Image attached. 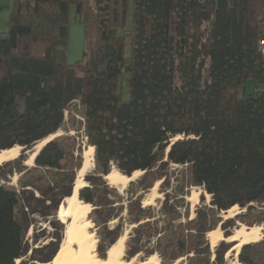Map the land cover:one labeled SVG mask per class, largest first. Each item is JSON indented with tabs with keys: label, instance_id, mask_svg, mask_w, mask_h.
<instances>
[{
	"label": "trees",
	"instance_id": "trees-1",
	"mask_svg": "<svg viewBox=\"0 0 264 264\" xmlns=\"http://www.w3.org/2000/svg\"><path fill=\"white\" fill-rule=\"evenodd\" d=\"M129 7L131 27L120 34ZM72 19L83 27V46L80 58L70 62ZM261 41L264 0H13L8 28L0 31V153L24 151L57 134L75 101L86 141L63 134L33 154L32 167L22 153L0 165L1 177L18 176L15 187L0 184V264H15L29 250L39 252L31 259L40 263L54 259L63 223L54 239L35 248L25 240L27 228L35 215L54 227L59 223L57 211L72 195L85 147L93 148L94 167L78 199L91 208L87 220L97 258L105 260L119 239L126 210L132 227L125 261L140 253L148 257L155 240L161 264L179 258L185 264H226L231 246L220 241L210 262L208 233L229 222L264 223ZM122 81L126 100L119 92ZM167 162L185 165L187 186L211 196L193 217L184 200L183 213L177 205L167 210L165 200L159 225L140 195L125 207L104 180L112 168L127 177L141 171L129 186L146 190L163 178L159 168ZM234 206L247 211L223 221L220 214ZM237 261L264 264V238L243 244Z\"/></svg>",
	"mask_w": 264,
	"mask_h": 264
},
{
	"label": "rangeland",
	"instance_id": "rangeland-1",
	"mask_svg": "<svg viewBox=\"0 0 264 264\" xmlns=\"http://www.w3.org/2000/svg\"><path fill=\"white\" fill-rule=\"evenodd\" d=\"M13 6V0H0V31H6L8 28V20H9V15L12 10ZM131 27V7H129V14L127 17V22L124 28H121L119 30L120 34H124L125 30L130 29ZM75 26L72 24L70 26L69 30V53H68V58L69 61L72 62L75 59H77L80 56V37L82 35V32L80 31V34L77 30H75ZM130 53V48H126V55H129ZM245 90L246 92H251L252 91V83L249 81L245 85ZM119 92L121 93V97L123 100H126L128 98V92L126 88V84L122 81L119 83ZM83 118H82V108L79 105L78 101H75L71 103L65 112V119L64 123L62 125V128L60 131L53 135L50 140L63 135V134H69L73 135L77 138V140L81 143H85V137L83 133V126H82ZM49 139L43 140L41 142H38L31 146L28 149H25L22 151L21 147H15L16 150L13 152L11 155H5L3 157H0V165H2L4 162L13 160L17 158L20 153L23 154L24 158L26 161L24 164L28 167L33 166V154L38 152V150L46 144ZM88 147L84 148L83 154L85 150H87ZM84 159V156H83ZM4 168L0 167V172H2ZM93 170V160L91 162V165L79 176L76 178L75 185L81 184L85 185L86 181L84 180V177L86 174H91ZM89 171V172H88ZM117 170L112 168L111 173H118L116 172ZM143 172H141L138 175H134L133 178L127 182L121 181L120 183L113 185L110 184L109 181L104 178L106 182L109 183L110 187H113L116 189L117 193L121 196V200L124 203V206H127L128 199H135L134 196L137 193V195H140L141 201L143 206H151L153 210V214L157 218V223L159 225H162L163 223V216L160 214V209L161 205L165 200L168 202L167 205V210H172L176 205L178 206L179 210L183 213L184 208L182 204V200H184L185 203L189 205V211H190V216L193 217L195 215V210L198 207H204V206H209L211 196L203 190L202 187L200 186H191L188 187L186 184L187 180V170L185 165H175L171 163H165L161 165L159 168V173L163 175V178L159 181H156L153 183L152 187L146 190H139L138 185L135 183L132 186H129L130 181H136L140 175ZM17 174L14 173L13 176H8V177H1L0 176V184H4L8 187H15L16 186V180H17ZM75 187V186H74ZM74 189V188H73ZM73 193V192H72ZM114 195V194H112ZM115 200V198H114ZM118 201L119 199L116 198ZM69 201V198H66L63 204L59 207L57 211V219L59 223L54 227L51 223H49L48 219H44L43 217H40L38 215H35L31 219V224L27 228L25 240L30 244V247L35 248V247H40L41 245L46 244L49 240L54 239L56 234L60 231V223H63L64 225V231H63V239L60 244L62 246L64 244V232L67 224L70 222L69 218H64V220H61L59 218V210L60 209H65L67 206V203ZM254 209H258L256 204H253ZM91 209V208H90ZM133 209H136V205L133 206ZM247 209H240L238 206H236L232 210H228L226 212H222L220 216L222 217V220L225 221L227 219L232 218L235 214L240 213V212H246ZM252 212L256 213L255 211L252 210ZM16 215L19 219L23 218V211L21 208H17L16 210ZM87 217V216H86ZM69 221V222H68ZM118 220L111 221L109 223L110 227H113ZM90 227L88 229V232L93 234L96 242L97 238L96 235L93 231V226L92 223L90 222ZM122 225L123 229L121 232V235L117 242L113 245V252L116 256L121 258L122 261L128 262L129 264H161V259H160V253H161V247L158 249L155 240H152L151 245L149 246L147 252H150L151 254L148 257H144V253H140L136 257L130 258L129 261H125L124 259L126 258L125 255V250H126V240L128 238V233L131 229V225L129 224V220L127 217V211L124 210L122 213ZM251 226L246 225L245 223H240V222H229L225 223L223 226L218 225L214 231H211L208 233L207 238L210 242V250H211V259L210 262L213 261L214 258V249L215 246L222 240H225V242H228L229 245L231 246V249L224 255V260L226 264H239L237 261V255L239 250L236 249V246L240 243L239 238H232L233 236L236 235V232L239 231L240 229H249ZM252 227H261V230L259 231V238L256 241L252 242H257L260 241L264 238V223L259 224V226H252ZM93 231V232H91ZM225 233L231 234V236L227 238H223V235ZM36 241V242H35ZM251 243V242H250ZM112 246V247H113ZM60 248V247H59ZM71 250H75L76 246H71ZM58 252V251H57ZM57 254V253H56ZM93 255L96 257V243L95 247L93 250ZM40 254L39 252L36 253H31L30 250L27 253V255L15 262V264H19L21 260L24 261V264H50V263H40L37 260H32L31 258H39ZM107 258V257H106ZM142 258H145V261H142ZM186 259L185 258H179L172 264H185ZM212 264V263H211Z\"/></svg>",
	"mask_w": 264,
	"mask_h": 264
},
{
	"label": "bare ground",
	"instance_id": "bare-ground-1",
	"mask_svg": "<svg viewBox=\"0 0 264 264\" xmlns=\"http://www.w3.org/2000/svg\"><path fill=\"white\" fill-rule=\"evenodd\" d=\"M46 140V139H45ZM50 140V139H49ZM16 150L15 147L3 150L0 157L9 156ZM84 163L79 170V176L91 165L93 160V148L88 147L84 154ZM34 160V157H33ZM141 171L134 172L131 177L121 175L119 173H111L106 176L110 184L116 185L121 181L127 182L133 178L134 175L140 174ZM83 185L77 184L73 189L71 197L65 209L59 210V218H69L70 222L67 224L64 232V244L60 247L54 259L50 264H129L124 262L116 256L113 252V247L107 251V258L104 260L99 259L93 255L96 240L93 234L88 232L90 222L87 220V215L90 212V206L83 204L78 199V190ZM236 206L229 210L234 209ZM261 227H250L249 229H240L232 238H239L240 243L236 249H240L243 244L256 241L259 238ZM76 246V249L71 250V246Z\"/></svg>",
	"mask_w": 264,
	"mask_h": 264
},
{
	"label": "crops",
	"instance_id": "crops-1",
	"mask_svg": "<svg viewBox=\"0 0 264 264\" xmlns=\"http://www.w3.org/2000/svg\"><path fill=\"white\" fill-rule=\"evenodd\" d=\"M72 24L76 27L75 30H77L79 32V34H80V31L82 32V35H81L80 40H79V43H80V56H81V51H82V46H83V27H82V25L79 22H77L76 20H73V19L71 20L70 26ZM69 30H70V27H69ZM68 53H69V45H68ZM80 56L77 59H79ZM77 59H75V60H77Z\"/></svg>",
	"mask_w": 264,
	"mask_h": 264
},
{
	"label": "built area",
	"instance_id": "built-area-1",
	"mask_svg": "<svg viewBox=\"0 0 264 264\" xmlns=\"http://www.w3.org/2000/svg\"><path fill=\"white\" fill-rule=\"evenodd\" d=\"M259 46H260V50H261L262 54H264V41H261L259 43Z\"/></svg>",
	"mask_w": 264,
	"mask_h": 264
},
{
	"label": "water",
	"instance_id": "water-1",
	"mask_svg": "<svg viewBox=\"0 0 264 264\" xmlns=\"http://www.w3.org/2000/svg\"><path fill=\"white\" fill-rule=\"evenodd\" d=\"M48 142H49V141H48ZM44 145H45V144H44ZM44 145H43V146H44ZM21 148H22V147H21ZM22 149H23V148H22ZM38 152H39V151H38ZM38 152H37V153H38ZM37 153H36V154H37ZM35 156H36V155H35ZM83 163H84V159H83ZM83 163H82V166H83ZM93 167H94V166H93ZM81 168H82V167H81ZM88 172H89V171H88ZM223 238L225 239V237H223ZM238 253H239V252H238Z\"/></svg>",
	"mask_w": 264,
	"mask_h": 264
}]
</instances>
